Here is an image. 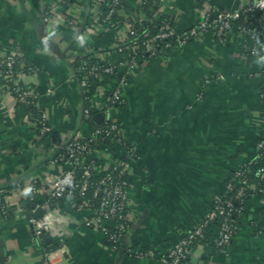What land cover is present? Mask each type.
<instances>
[{"label": "crops", "instance_id": "obj_1", "mask_svg": "<svg viewBox=\"0 0 264 264\" xmlns=\"http://www.w3.org/2000/svg\"><path fill=\"white\" fill-rule=\"evenodd\" d=\"M146 1L126 0L125 14L142 21ZM251 2L154 0L151 11L156 19L171 18L178 34L209 14L239 12L240 26L264 38L263 15L249 10ZM102 11L97 0H0V56L19 53L38 70L27 81H35L38 107L51 127L48 136H39L0 79V190L7 191L9 207L7 217L0 214V264H43L44 250L56 253L55 264H157L201 222L234 172L256 156L263 134L264 76L259 59L243 52L236 26L225 43L208 33L139 62L132 71L123 90L125 103L113 112L126 144L137 151L128 171L129 230L123 250H113L101 230L86 226L89 213L74 201L46 207L53 183L66 169L54 163L61 147L94 133L73 62L93 56L118 65L125 57L118 47L128 25L121 19L102 22ZM113 86L102 85L91 102L94 112L104 107L105 92ZM111 154L91 153L99 174L107 170ZM34 182L39 187L32 194ZM32 203L46 231L42 244L29 223ZM140 249L154 252L156 259L129 253ZM190 264H264V199L256 195L245 203L226 251L198 246Z\"/></svg>", "mask_w": 264, "mask_h": 264}, {"label": "built area", "instance_id": "obj_2", "mask_svg": "<svg viewBox=\"0 0 264 264\" xmlns=\"http://www.w3.org/2000/svg\"><path fill=\"white\" fill-rule=\"evenodd\" d=\"M64 1L66 3L73 2V0ZM97 1L103 9L106 7L104 0ZM119 6L120 0H111L106 21L110 22L114 16L129 18L125 14L126 12L119 10ZM249 10L260 12L264 18V0H252ZM241 19L242 14L239 12H223L215 16L209 14L198 26L190 29L185 34H178L175 27L170 24H164L160 27L156 35L148 31L142 34L137 33L135 28L130 26L127 37L122 40L118 47L119 52L125 54L124 60L120 64L113 65L106 62L83 61L80 69L87 71L89 76L100 81L104 75H116L114 86L110 89V93L105 96L104 107L100 111L95 112L104 116L102 123L106 124V128L101 130L100 125L102 123H100L94 132L104 134V136L110 138L113 145L111 160L107 170L103 174H99L97 161L90 157L92 153L89 147L90 142L72 141L62 146L54 159V163L61 164L66 169L53 183L48 194L46 207H50L52 201L72 200L76 203L78 210L88 211L89 217L87 218L86 226L101 230L110 242L114 244L120 243L129 228L130 181L127 174L131 165L137 160V151L135 147L126 144L120 126L113 118V112L119 108L117 107L118 105H124L125 103L123 90L129 82L132 71L136 68L137 63L144 59L145 55L150 59L160 56L156 45L158 40L175 38V44L168 42L165 45L169 50L174 46L183 47L208 33L213 34L220 43H225L229 34L235 29L236 23H240ZM46 22H48V18H46ZM136 22H141V20H136ZM238 29L242 38L244 35H248L253 40L254 46L252 48L244 46L250 52L245 55L255 56L259 59L264 76V38L260 37L261 35L259 36L252 28L239 26ZM133 38H142L144 40L141 49L138 42L134 41ZM21 59L22 56L19 53L10 52L1 55L0 79L5 82L6 86L11 83H22L21 87L15 89L17 93L16 102L24 106L32 100L36 102L38 107L39 94L34 85L35 81H27L28 78H34L38 70L30 64H28L27 69L16 68ZM81 84L84 89L88 86L86 80L81 81ZM260 101L262 104L261 126L263 134L258 141L256 155L264 154V85L260 92ZM85 115L89 120L92 116L90 108L85 109ZM26 122L39 136L45 137L51 133L47 114L43 110H41L39 120H32L26 117ZM260 176L264 180V168L260 170ZM38 187L39 183L34 182L31 188L32 194L38 191ZM249 187L250 184L245 177L244 169L240 167L227 183L225 191L215 197L212 206L203 218L204 220L202 219L187 236L174 244L165 255L156 259L154 252H141L139 250L129 251L130 255L135 258L148 257L156 259L157 264H189L195 245L204 239L206 226L216 219L222 220L220 235L216 244L220 251H226L233 241L234 229H239L240 227L231 217L235 212L241 213L243 211L242 207L239 209L235 207V201L244 203ZM230 192H235V197L226 199L225 195ZM6 194V190H0V214L4 217H7L9 213ZM36 212L37 210L35 209L31 214ZM114 222L116 223L115 231L109 233L107 228L112 226ZM29 223L32 227L34 239L42 244L46 233L45 228L41 225L38 218L32 215L29 217ZM111 248L116 251L119 250L116 246ZM43 255V264H55V257L57 256L55 252L44 250Z\"/></svg>", "mask_w": 264, "mask_h": 264}, {"label": "trees", "instance_id": "obj_3", "mask_svg": "<svg viewBox=\"0 0 264 264\" xmlns=\"http://www.w3.org/2000/svg\"><path fill=\"white\" fill-rule=\"evenodd\" d=\"M73 1H76V0H73ZM153 2H154V0H148L144 4H142V12L145 14V17L141 22H136V21H133L129 18H125L122 16H114L113 20L114 19H121L128 25V28H130V26H133L135 28V30L137 31V33H141V34L148 31L151 34L156 35L159 32L160 27H162L164 24H170V25L174 26L173 20L171 18L162 17V18L156 19L153 16L152 11H151ZM110 3H111V0H104V4L106 5V7L103 9V11L101 13L102 22H108V21H106V19H107V15L109 14ZM127 9L128 8H127L126 0H120L119 10L122 12H125ZM236 26L237 27L240 26V23L237 22ZM187 32H185V33H187ZM185 33H183V34H185ZM133 40L138 42L140 49L143 47L142 44H143L144 40L142 38H140V39H138V38L134 39L133 38ZM243 40H244V46L246 45V46H248V48H252L254 46L253 40L248 35H244ZM168 42L175 44L176 39L171 38L169 40H158L157 41V43H156L157 52H158V54H160V56L169 51V49L166 48V46H165ZM243 52L245 54L250 53L249 50H247L245 48L243 49ZM86 60H89V61L94 62V63L103 62V61H100L98 58H95V57L91 58V56H87L84 58L76 59L73 62V67H74V70H75L79 80L80 81L86 80L88 82V86L84 89L85 90V98H86V108H90L92 111V116L90 117V119L88 121L92 125H94L96 122L95 118H94L96 113L92 110L91 102H92L93 98H95L100 93V91L102 90V85L106 87L107 84L114 82L116 75H104L102 77L101 81L99 79L92 77V76H89L87 71H82L80 69L82 62L86 61ZM142 61L148 62V61H150V58H148V56L145 55L144 59L140 60V62H142ZM27 67H28V63H26L23 59H21L20 62L16 66V68H21V69H27ZM3 83L6 87V95L7 96L10 95L14 98L17 96L15 89L22 86V83H18V84L11 83L9 86H6L4 81H3ZM105 93L109 94L110 90L109 91L106 90ZM17 104L19 106H23L22 104H20L18 102H17ZM23 107L25 108V111H26V117H28L32 120H39L40 119L41 109H39L37 107V104L35 101L33 102L32 100H30V102L28 104L24 105ZM117 107L121 108V107H123V105H118ZM105 128H106V124L102 123L100 125V129L102 130ZM77 141L81 142V143L90 142L89 143L90 152L97 151L100 153H105V152L110 153L113 151V145H112L110 138L104 136V134H98V133L94 132L93 136L91 138L85 139V140H77ZM242 168L244 169L245 177L248 179L250 187L247 190V195H246L244 203H241L239 201H235V207L238 209L240 207L244 208L245 203L250 198H252L253 196L257 195V196H260L264 199V180H262L261 176H260V170L262 168H264V154L256 155V157L253 160H251L250 162H248L247 164L242 166ZM127 176H128V174H127ZM236 180H235V182H236ZM235 194H236L235 192H230L229 194L225 195V198L226 199H232L235 197ZM59 202L60 201H52L51 206L57 205V204H59ZM28 208L30 211H33L35 209V205L32 203L28 206ZM241 218H242V212L241 213L235 212L233 214V216L231 217V219L238 225H240V223H241ZM221 223H222L221 219H216V220L210 222L206 226L204 239L201 240L200 243L196 244L194 248H196L198 246H202V247H206V249H209L211 253L222 252V251H220V248L216 244L217 240L219 239V235H220ZM115 225H116V223L114 222V223H112V226H109L107 228L109 233H113L115 231ZM128 226H129V223H128ZM128 230H129V228H128ZM237 232H238V229L237 228L234 229L233 238L235 237ZM125 236H124V238H125ZM124 238L121 240L120 243H116V244L110 242L108 240V238H106V243L110 247L116 246L119 250H121L123 248ZM139 251L149 252L148 250H143V249H140Z\"/></svg>", "mask_w": 264, "mask_h": 264}, {"label": "water", "instance_id": "obj_4", "mask_svg": "<svg viewBox=\"0 0 264 264\" xmlns=\"http://www.w3.org/2000/svg\"><path fill=\"white\" fill-rule=\"evenodd\" d=\"M103 120H104V116L103 115H101V114H96L95 115V121H96V125L94 126V131H96L97 130V128H98V125L100 124V123H102L103 122ZM41 213V211L40 210H38L35 214H31L33 217H39V214Z\"/></svg>", "mask_w": 264, "mask_h": 264}]
</instances>
